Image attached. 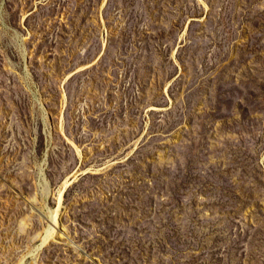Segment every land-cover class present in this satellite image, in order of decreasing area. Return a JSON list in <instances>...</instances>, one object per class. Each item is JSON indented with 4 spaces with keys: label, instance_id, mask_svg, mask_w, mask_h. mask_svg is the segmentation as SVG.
Here are the masks:
<instances>
[{
    "label": "rangeland",
    "instance_id": "obj_1",
    "mask_svg": "<svg viewBox=\"0 0 264 264\" xmlns=\"http://www.w3.org/2000/svg\"><path fill=\"white\" fill-rule=\"evenodd\" d=\"M0 264H264V0H0Z\"/></svg>",
    "mask_w": 264,
    "mask_h": 264
},
{
    "label": "bare ground",
    "instance_id": "obj_2",
    "mask_svg": "<svg viewBox=\"0 0 264 264\" xmlns=\"http://www.w3.org/2000/svg\"><path fill=\"white\" fill-rule=\"evenodd\" d=\"M43 167V166H42ZM44 174V173H43ZM42 177V176H41ZM74 178V176L73 177H71V178H69V179H67L65 182H64V188H66L70 183H71V181H72V179ZM44 182V181H43ZM42 183V182H41ZM44 185H42V187H43ZM47 187V186H46ZM43 188H45V187H43ZM64 190V189H63ZM63 190H61V192H60V194H59V203H61V200H62V195H63V193H64V191ZM49 192V191H48ZM58 208V207H57ZM56 209V208H55ZM49 210H50V208H49ZM58 209L57 210H55V211H53V212H51V219H49V220H51L50 221V224H49V226H48V228H47V233H46V236L43 238V243L45 244V242H47V240L50 238V237H53V235H54V233L56 232V229H55V226L58 224V222H57V216H58ZM50 217V216H49ZM46 230V229H45ZM42 242V241H41Z\"/></svg>",
    "mask_w": 264,
    "mask_h": 264
}]
</instances>
